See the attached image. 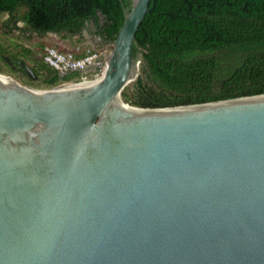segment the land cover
Segmentation results:
<instances>
[{"label":"water","instance_id":"95a60500","mask_svg":"<svg viewBox=\"0 0 264 264\" xmlns=\"http://www.w3.org/2000/svg\"><path fill=\"white\" fill-rule=\"evenodd\" d=\"M132 1L93 81L0 67V264H264V93L126 101L155 4Z\"/></svg>","mask_w":264,"mask_h":264},{"label":"trees","instance_id":"16d2710c","mask_svg":"<svg viewBox=\"0 0 264 264\" xmlns=\"http://www.w3.org/2000/svg\"><path fill=\"white\" fill-rule=\"evenodd\" d=\"M132 5V0H0V15L8 16L4 25L11 29L23 21L20 29L30 37L34 33L75 37L90 30L114 40ZM24 50L23 54L36 56L31 49ZM139 54L140 73L122 91L126 101L138 106L263 94L264 0H155L136 34L134 56ZM0 57L9 71L38 88L80 75L60 73L42 56L34 58L37 78L32 79L20 64L24 59L2 47Z\"/></svg>","mask_w":264,"mask_h":264},{"label":"rangeland","instance_id":"374dc122","mask_svg":"<svg viewBox=\"0 0 264 264\" xmlns=\"http://www.w3.org/2000/svg\"><path fill=\"white\" fill-rule=\"evenodd\" d=\"M7 17V15H0V47L7 49L11 54H14L18 57L22 58V56L20 55H23L24 57L22 59H24V61L26 60L31 67L33 65H36V58H42L43 56L44 49L42 50L41 48H39L42 44H44V46L53 45L58 47L60 50L71 51L73 53L81 52L82 50H85L86 48L91 47L94 44L92 41V36H95V34L90 30H85L82 36L75 37H65L61 34L56 33H48L44 36H39L34 33L30 37L26 34H23L20 29V27L25 25L23 21H19L17 23V27L12 26V29L11 27H5L4 20H6ZM25 48H29L34 51V53L36 54V56L34 57L35 59L23 54L25 52ZM0 67L8 76L12 77L13 79L25 85L38 88V86L34 85L35 83H27L26 81L21 80L18 76H16L15 73L9 71L10 69L8 68L7 64H5L3 59H1V57Z\"/></svg>","mask_w":264,"mask_h":264},{"label":"built area","instance_id":"2783aa9c","mask_svg":"<svg viewBox=\"0 0 264 264\" xmlns=\"http://www.w3.org/2000/svg\"><path fill=\"white\" fill-rule=\"evenodd\" d=\"M113 49L114 43L108 42L94 43L91 47L78 53L60 50L53 45H46L43 53V62L60 73L72 71H78L80 73L77 78L61 84L93 81L102 75L104 65Z\"/></svg>","mask_w":264,"mask_h":264}]
</instances>
